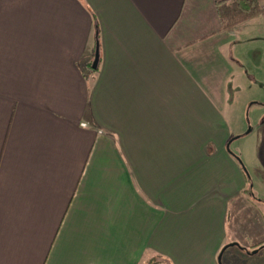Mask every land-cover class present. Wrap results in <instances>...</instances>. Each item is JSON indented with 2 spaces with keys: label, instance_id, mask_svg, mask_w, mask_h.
Wrapping results in <instances>:
<instances>
[{
  "label": "crops",
  "instance_id": "1",
  "mask_svg": "<svg viewBox=\"0 0 264 264\" xmlns=\"http://www.w3.org/2000/svg\"><path fill=\"white\" fill-rule=\"evenodd\" d=\"M222 1L0 0V264H218L238 242L233 31L264 14L224 29Z\"/></svg>",
  "mask_w": 264,
  "mask_h": 264
},
{
  "label": "rangeland",
  "instance_id": "2",
  "mask_svg": "<svg viewBox=\"0 0 264 264\" xmlns=\"http://www.w3.org/2000/svg\"><path fill=\"white\" fill-rule=\"evenodd\" d=\"M253 23L254 20L247 22L246 28L233 31L236 42L232 44V55L239 63L231 94L229 91L226 95L224 111L230 127L236 129L240 124L242 138L233 141L230 150L240 154L238 158L251 180V194L244 191V196L232 204L230 221H233L232 233L238 246L228 247L223 252L221 264H264V218L261 215L264 211V170L258 169L261 162L256 149L261 140L260 122L264 118V39L260 37L264 36V25L259 22V26H253ZM258 200L261 205L257 204ZM242 246L250 256L232 255ZM254 250L257 253L251 254Z\"/></svg>",
  "mask_w": 264,
  "mask_h": 264
},
{
  "label": "trees",
  "instance_id": "3",
  "mask_svg": "<svg viewBox=\"0 0 264 264\" xmlns=\"http://www.w3.org/2000/svg\"><path fill=\"white\" fill-rule=\"evenodd\" d=\"M216 9L218 11L221 27L224 29L233 27L237 24L264 14V8L259 4L258 0L222 1L217 3ZM97 41L98 38L96 37V42ZM228 152L236 158L242 170L244 171L248 183V187L245 188L244 191L251 194V186H249V184H251V180L247 170L236 155H234L229 149Z\"/></svg>",
  "mask_w": 264,
  "mask_h": 264
},
{
  "label": "water",
  "instance_id": "4",
  "mask_svg": "<svg viewBox=\"0 0 264 264\" xmlns=\"http://www.w3.org/2000/svg\"><path fill=\"white\" fill-rule=\"evenodd\" d=\"M98 60H99V53H98V44L96 43V47H95V53H94V59H93V62H92V69H96L97 68V65H98ZM253 104V103H252ZM250 131V129L248 130V132ZM247 132V133H248ZM231 140H229L228 144H227V148L229 149V145L231 143ZM231 246H238V243H229V244H226L222 247V249L220 250L218 256H217V262L218 264H221V257H222V254L223 252L228 248V247H231ZM256 250L253 251V253H255Z\"/></svg>",
  "mask_w": 264,
  "mask_h": 264
}]
</instances>
